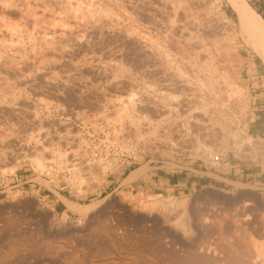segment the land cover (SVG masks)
Instances as JSON below:
<instances>
[{
	"label": "rangeland",
	"instance_id": "1",
	"mask_svg": "<svg viewBox=\"0 0 264 264\" xmlns=\"http://www.w3.org/2000/svg\"><path fill=\"white\" fill-rule=\"evenodd\" d=\"M263 55L264 0H0V264H264Z\"/></svg>",
	"mask_w": 264,
	"mask_h": 264
},
{
	"label": "bare ground",
	"instance_id": "2",
	"mask_svg": "<svg viewBox=\"0 0 264 264\" xmlns=\"http://www.w3.org/2000/svg\"><path fill=\"white\" fill-rule=\"evenodd\" d=\"M240 16H241V19L244 21L245 20V18H244V15L243 14H240ZM252 30V32H255V29L254 28H252L251 29ZM262 61H263V64H264V55H263V57H262ZM232 226H234V224L232 225ZM229 227V226H228ZM236 229V228H235ZM231 230V229H230ZM223 238V237H222ZM224 240H226V239H224ZM227 242V241H226ZM238 243V242H237ZM226 244V243H225ZM227 244H228V242H227ZM228 246H230V244L228 245ZM247 247H249V246H246V248ZM231 248V247H230ZM222 249V248H221ZM263 249V248H262ZM247 250V249H246ZM231 251H233V248H232V250ZM239 252V251H238ZM247 252H248V250H247ZM262 252V254L261 255H259V256H262V258L264 259V249L261 251ZM244 255H246V254H244ZM250 255V254H249ZM231 256V255H230ZM211 257V256H210ZM250 257V256H249ZM228 258V257H227ZM232 258V257H231ZM231 258H229V259H231ZM236 258V255H235V257H234V259ZM212 259V258H211ZM221 259V258H220ZM236 259H238V256H237V258ZM239 259H241V257H239ZM249 259V258H248ZM253 259V258H252ZM208 260V259H207ZM225 260H226V258H225ZM232 260V259H231ZM235 261H237V260H234V261H232V262H235ZM247 261V260H246ZM224 262V261H223ZM226 262V261H225ZM228 262H230V261H228ZM264 262V261H263ZM227 263V262H226ZM236 263H238V264H240V262H239V260L236 262ZM235 263V264H236ZM242 263H243V261H242ZM256 263V262H255ZM223 264V263H222ZM230 264H234V263H230ZM244 264V263H243Z\"/></svg>",
	"mask_w": 264,
	"mask_h": 264
},
{
	"label": "crops",
	"instance_id": "3",
	"mask_svg": "<svg viewBox=\"0 0 264 264\" xmlns=\"http://www.w3.org/2000/svg\"><path fill=\"white\" fill-rule=\"evenodd\" d=\"M148 183L150 184V182H148V181H147V182H144V183L142 182V185H143V186H142L141 188H145V187H147L146 184H148ZM30 187H31V186H30ZM152 188H154V187L152 186ZM52 196H53V197H52ZM52 196H51L50 198H55V201L60 202L59 197H57L55 194H53ZM46 197H49V195H46ZM42 200H43V199H42ZM42 200H39V201L42 202Z\"/></svg>",
	"mask_w": 264,
	"mask_h": 264
}]
</instances>
